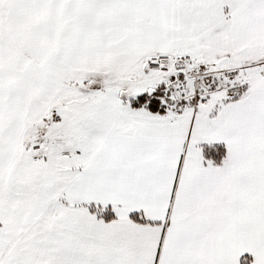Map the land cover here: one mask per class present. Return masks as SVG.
Masks as SVG:
<instances>
[{
  "label": "snow or ice",
  "instance_id": "obj_1",
  "mask_svg": "<svg viewBox=\"0 0 264 264\" xmlns=\"http://www.w3.org/2000/svg\"><path fill=\"white\" fill-rule=\"evenodd\" d=\"M0 264H264V0H0Z\"/></svg>",
  "mask_w": 264,
  "mask_h": 264
}]
</instances>
